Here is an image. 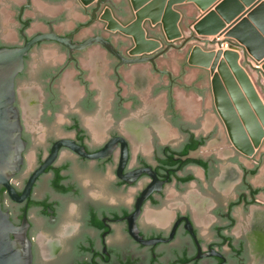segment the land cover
Returning <instances> with one entry per match:
<instances>
[{"label":"flooded vegetation","instance_id":"flooded-vegetation-1","mask_svg":"<svg viewBox=\"0 0 264 264\" xmlns=\"http://www.w3.org/2000/svg\"><path fill=\"white\" fill-rule=\"evenodd\" d=\"M4 1L14 12V31L8 36L10 24L0 11V48L21 47L50 27L67 36L92 20L84 12L85 24L60 33L69 20L63 7L74 0ZM102 28L97 22L83 30L93 32L88 36L92 37L103 35ZM81 31L75 42L88 38L78 39ZM52 45L62 53H41ZM93 47L104 53H87ZM40 54L44 59L38 61ZM120 54L130 58L129 53ZM168 54L156 65H125L96 44L70 54L64 46L46 42L25 56L15 79V106L25 142L23 164L11 181L19 196L55 145L63 143L25 200L14 201L4 187L0 189L2 209L13 225L28 223L32 264H264V215L237 217V150L233 145L231 150L224 148L227 157L217 152L194 155L210 141L219 149L226 139L217 123L205 132L200 119L190 121L177 111V82L159 67ZM34 76L40 83L28 84ZM156 76L158 83H153ZM162 96L165 112L157 108ZM117 138L125 140L128 149L123 174L150 168L162 185L142 202L135 222L143 240L164 242L143 245L130 234L129 218L154 180L142 174L129 184L118 176L120 143L102 160L83 157L68 146L92 155ZM258 164L240 185L246 190L239 199L246 204L249 199L257 202L259 193L248 177L258 172ZM228 167L234 171L229 176ZM227 181L229 195L224 193ZM189 187L193 190L183 196Z\"/></svg>","mask_w":264,"mask_h":264},{"label":"water","instance_id":"water-1","mask_svg":"<svg viewBox=\"0 0 264 264\" xmlns=\"http://www.w3.org/2000/svg\"><path fill=\"white\" fill-rule=\"evenodd\" d=\"M1 2L3 4L0 11L4 16V22L10 24L7 27L8 36H10L14 31V12L9 10V3L4 0ZM80 2L84 8L78 0L66 3L63 8L67 10L69 20L59 29L60 33H66L75 26L85 24L88 17L84 12L87 13L92 20L75 32L61 36L53 30V27H50L48 33L38 34L21 47L0 48V189L4 187L14 201L25 200L30 195L36 178L51 165L59 146L63 144L55 145L50 157L32 175L23 194L19 196L12 187L11 181L23 164L25 142L22 139L23 126L20 112L15 106V79L24 68L25 56L39 43H58L64 46L70 54L87 50L96 44L113 54L121 61V64L125 65L143 63L156 65L157 59L169 53L166 60L159 61V67L166 68L172 79L177 82L173 89L177 111L190 121L195 122L200 119L202 130L205 132H210L217 123L226 139L219 144V149L218 144L210 141L206 147L201 148L194 155L207 156L217 152L219 156L227 157L228 154L224 153V148L226 151L231 150L233 145L239 152H237V217L244 220L242 215H250L249 219L253 215H264V192L262 191L264 189V99L262 96L264 90L257 88L258 86L253 83L241 65L237 45L230 43V48L223 50L221 45L225 41L216 37L218 31L203 30V25L210 21L213 13L200 19L191 30L190 25L202 15L192 4L179 6L185 2L195 3L201 10L206 11L209 9L210 3L201 5L199 0H129V6L128 0H80ZM35 5L40 7L38 2ZM178 9L182 11L183 19ZM97 22L102 23L101 30L104 31V36L96 34L88 37L93 35V32L83 29L89 28ZM79 31L81 32L77 36L78 39L88 38L81 42H75V35ZM33 32L35 29L30 30L31 34ZM236 34L237 32L233 31L229 36L237 39ZM208 36H214V38L209 39ZM41 53L62 52L58 47L52 45L42 49ZM87 53H104V51L93 47ZM120 53H129L130 58L126 59ZM256 58L261 61L264 55ZM43 59L44 54H40L38 61ZM186 60L193 67L188 66ZM34 63L31 64L32 67L35 66ZM139 68L146 69L147 66ZM256 70L264 73V61L261 69L257 68ZM209 73L212 77L211 85L216 110L225 124L232 145L227 141L225 128L213 105ZM157 79L156 76L152 82L156 83ZM167 79L168 77L165 76L164 80ZM38 83H40L38 77L34 76L28 84L37 85ZM157 103V108L161 112H165V97L162 96ZM142 107L143 105L136 113H139ZM118 143L121 145L118 176L129 184H132L142 174H147L154 180L141 194L137 210L129 218L130 234L143 245L164 242L161 239L145 241L138 234L135 219L140 212V206L152 192H160L162 185L159 183L156 173L150 168L123 174L128 160L126 141L122 138L113 139L103 150L92 155L87 154L83 148L74 144L68 146L83 157L102 160L113 154ZM255 162L259 163V170L254 176L249 175L248 181L252 185V189L259 194L256 196V203L249 199V203L246 204L245 201L239 199L240 193L246 190L240 185L243 177L255 167ZM230 172L234 171L228 167L225 173L229 176ZM196 174L201 175V172L198 170ZM192 190L193 187H189L182 195L185 196ZM224 193L225 195L230 194L228 181ZM27 226L26 220L22 226H14L9 214L3 211L0 203V264H32V249L27 236Z\"/></svg>","mask_w":264,"mask_h":264},{"label":"crops","instance_id":"crops-1","mask_svg":"<svg viewBox=\"0 0 264 264\" xmlns=\"http://www.w3.org/2000/svg\"><path fill=\"white\" fill-rule=\"evenodd\" d=\"M199 1L201 5L210 3L209 9L203 11L195 3L185 2L179 5L182 6V5L192 4L202 15L194 23L190 25L191 30H193V25L197 23L200 19H203L204 17L213 13L210 21L206 22V24L203 25V30L204 31L217 30L218 34L216 35V37H220V39L224 40L225 42L237 45V52L240 55L241 65L245 68L253 83L256 86H258L257 88L264 90L261 82L260 71H257L255 67V66H260L261 69V65L264 61V58L261 61L257 60L256 58L264 55V0H199ZM78 2L84 8L80 0H78ZM128 3L130 6L129 0ZM179 11L181 12L183 19V13L181 10ZM233 31L237 32L236 34L237 39L229 36V34ZM208 38L213 39L214 36H208ZM193 46L194 44L192 45V47ZM250 61L255 66L250 64ZM186 64L190 66L187 63V60H186ZM209 78H210V87H211L213 105L217 113L215 106V99L211 85L212 77L210 73H209ZM262 96L264 99V95ZM220 120L225 128L227 138L229 139L225 124L223 123L221 118ZM253 158H249V159H253Z\"/></svg>","mask_w":264,"mask_h":264},{"label":"built area","instance_id":"built-area-1","mask_svg":"<svg viewBox=\"0 0 264 264\" xmlns=\"http://www.w3.org/2000/svg\"><path fill=\"white\" fill-rule=\"evenodd\" d=\"M221 48L223 50H227L230 48V43L228 42H223L222 45H221ZM250 64H252L253 66H255L251 61H250ZM256 69L259 68L260 69V66H255ZM260 75H261V82H262V86L264 88V73L262 71H260Z\"/></svg>","mask_w":264,"mask_h":264},{"label":"trees","instance_id":"trees-1","mask_svg":"<svg viewBox=\"0 0 264 264\" xmlns=\"http://www.w3.org/2000/svg\"><path fill=\"white\" fill-rule=\"evenodd\" d=\"M193 148H195V147H193ZM189 162H192V161H189Z\"/></svg>","mask_w":264,"mask_h":264}]
</instances>
